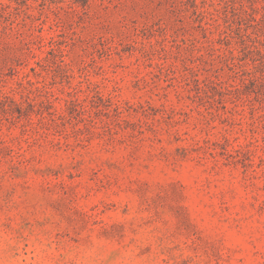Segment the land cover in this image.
Instances as JSON below:
<instances>
[{
    "label": "rangeland",
    "instance_id": "obj_1",
    "mask_svg": "<svg viewBox=\"0 0 264 264\" xmlns=\"http://www.w3.org/2000/svg\"><path fill=\"white\" fill-rule=\"evenodd\" d=\"M0 264H264V0H0Z\"/></svg>",
    "mask_w": 264,
    "mask_h": 264
}]
</instances>
